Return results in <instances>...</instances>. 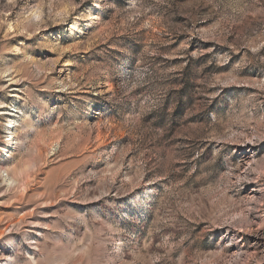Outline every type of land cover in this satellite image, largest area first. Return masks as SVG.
I'll use <instances>...</instances> for the list:
<instances>
[{
	"label": "rangeland",
	"instance_id": "1",
	"mask_svg": "<svg viewBox=\"0 0 264 264\" xmlns=\"http://www.w3.org/2000/svg\"><path fill=\"white\" fill-rule=\"evenodd\" d=\"M0 264H264V0H0Z\"/></svg>",
	"mask_w": 264,
	"mask_h": 264
}]
</instances>
